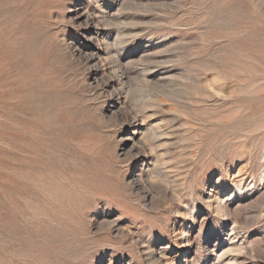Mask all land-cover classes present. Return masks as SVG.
I'll return each instance as SVG.
<instances>
[{"label": "rangeland", "instance_id": "374dc122", "mask_svg": "<svg viewBox=\"0 0 264 264\" xmlns=\"http://www.w3.org/2000/svg\"><path fill=\"white\" fill-rule=\"evenodd\" d=\"M0 264H264V0H0Z\"/></svg>", "mask_w": 264, "mask_h": 264}]
</instances>
